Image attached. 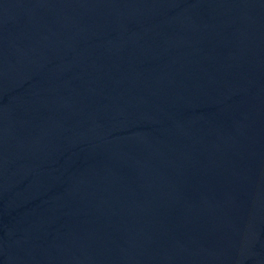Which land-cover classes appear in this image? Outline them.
<instances>
[{
    "label": "water",
    "instance_id": "95a60500",
    "mask_svg": "<svg viewBox=\"0 0 264 264\" xmlns=\"http://www.w3.org/2000/svg\"><path fill=\"white\" fill-rule=\"evenodd\" d=\"M0 264H264V0H0Z\"/></svg>",
    "mask_w": 264,
    "mask_h": 264
}]
</instances>
